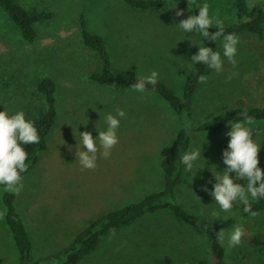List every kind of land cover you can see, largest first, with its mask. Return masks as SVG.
Here are the masks:
<instances>
[{
  "label": "rangeland",
  "instance_id": "rangeland-1",
  "mask_svg": "<svg viewBox=\"0 0 264 264\" xmlns=\"http://www.w3.org/2000/svg\"><path fill=\"white\" fill-rule=\"evenodd\" d=\"M22 1L56 13L53 19L39 25L37 41L28 43L0 9V75L9 80L8 86L0 89V110L22 109L26 118L31 119L40 105L35 79L47 75L57 84L59 115L48 136V147L40 152L35 167L23 176L22 186L15 190L17 208L38 260L70 245L79 232L109 211L162 190L165 177L161 161L182 126L159 94L140 93L131 88L116 90L87 78L99 67V60L79 39V14L84 12L89 27L105 37L118 78L156 70L157 79L180 95L190 71L181 67L188 65L198 46L173 25L192 13L177 4V8L184 10L177 17L176 9L169 8L176 3L170 0L161 8L147 11L132 9L124 0ZM206 2L210 15L223 19L225 24L237 20L235 0ZM248 2L252 7H260L257 0ZM238 37L237 64L233 67L225 62L223 71H207L206 79L199 82L196 91L192 118L183 124L191 134V142L207 134L202 158V163L206 159V166L190 184L182 175L175 201L213 221L222 218L210 215L218 205L202 185L212 187L210 166L215 169L216 165L218 170L225 167L222 150L227 146L225 132L229 126L214 135L194 131L192 126L206 120L216 121L240 101L247 106L264 104V39L253 34ZM188 38L201 39L196 34ZM233 71L236 75L226 78ZM115 108L126 113L118 129V143L107 159L98 157L94 169H82L75 161L73 128L88 120L87 125H79V130H89L95 136L96 122L102 124L103 116ZM250 127L253 138L261 143L258 156L264 168V121H252ZM68 145H72L71 150ZM5 191L0 186V264H19V251L5 218ZM240 205L237 203L220 215L239 216ZM249 223L264 231V214ZM239 224L242 226L243 222ZM226 237L224 244L231 264H264V256L254 251L243 237L241 244L233 248L227 247ZM208 246L207 234L164 208L102 236L96 250L77 264H198L210 259Z\"/></svg>",
  "mask_w": 264,
  "mask_h": 264
},
{
  "label": "trees",
  "instance_id": "trees-1",
  "mask_svg": "<svg viewBox=\"0 0 264 264\" xmlns=\"http://www.w3.org/2000/svg\"><path fill=\"white\" fill-rule=\"evenodd\" d=\"M169 0H124L125 4L142 11L158 9L163 7ZM186 7L190 13L198 12V0H170ZM237 20L225 24L226 32H234L238 36L253 34L258 39H264V8L250 6L248 0H235ZM2 9L8 19L17 28L20 37L28 42L35 43L39 37V25L46 23L56 16V13L46 7L38 5H27L22 0H0ZM215 26L209 31H215ZM79 39L85 48L94 52L99 60V67L91 71L87 78L99 85H108L116 90L130 88L135 82L136 75H127L118 78L113 69L111 54L104 36L94 32L88 24L86 14H79ZM205 45L219 51V41L214 42L205 38ZM209 69L203 64L193 65L184 80L183 93L180 95L176 90L158 80L155 85H146L145 91L159 94L172 108L182 126L178 129L175 138L167 149L161 161L164 171L165 186L162 190L147 194L142 200L132 202L122 208H118L92 221L87 227L79 232L74 241L57 253L49 254L35 260L33 255V243L27 230L26 224L18 211L16 204L17 188L6 189L3 195V203L6 208V222L9 226L17 249L19 251V264H32L33 262H47V264H77L87 255L96 250L102 236L112 233L120 228L131 225L146 213H153L161 209H170L174 215L181 218L186 224L204 232L210 238L208 254L210 259L201 260L198 264H231L224 242L217 238L219 231L225 236L235 224L243 222V238L254 251L264 256V231L258 230L249 223L250 219L257 218L264 214V199L249 200L250 212L244 211V206L239 207V216H230L220 221L202 217L193 213L175 201L176 189L182 178L183 170L180 164V157L185 148L191 143V134L183 126L185 120H190L193 115V103L196 91L201 81L199 77L205 75ZM8 78L0 75V89L7 87ZM35 94L40 101L39 111L33 116L35 127L40 137L39 142L24 145L27 152L25 160L26 171L21 177L29 173L39 160V154L48 147V136L56 124L59 108L57 102L56 81L47 75H40L34 81ZM251 117L252 121H264V104L247 106L243 101L236 107L223 113L216 121L206 120L193 125L194 131H203L209 134L220 133L228 127V120L242 119L245 114ZM22 182V180H21ZM255 212V215H251ZM246 234V235H245Z\"/></svg>",
  "mask_w": 264,
  "mask_h": 264
},
{
  "label": "clouds",
  "instance_id": "clouds-1",
  "mask_svg": "<svg viewBox=\"0 0 264 264\" xmlns=\"http://www.w3.org/2000/svg\"><path fill=\"white\" fill-rule=\"evenodd\" d=\"M176 3L169 8H175V15L182 16L184 10L177 8ZM257 4L264 8V0H257ZM198 12L180 19L175 23L178 31L185 34L192 44L198 46V50L191 55L189 63L185 67L192 70V66L203 64L208 69L219 73L223 71L224 63H230L235 67L237 64V51L239 37L234 32L225 31L224 20L216 15H210L209 4L206 2L198 5ZM215 26V31L210 32V27ZM186 34H190L187 35ZM196 34L201 39L193 41L188 38ZM185 38L181 39L184 40ZM204 38L214 42L219 41V51L211 46H206ZM180 41V40H179ZM236 75L233 71L226 78L231 79ZM158 73L152 70L147 74H136L135 82L130 84V88L136 92L143 93L146 85H155ZM204 81L206 77H199ZM126 113L121 108H115L103 116L102 124L96 122L97 135L93 136L89 130H79V125H87L86 122L79 123L73 133L76 139L75 161L82 169H94L97 166L98 157L107 159L113 147L118 143V129L120 128L121 118ZM100 120V118H99ZM228 129L225 135L228 137L227 146L222 150V161L225 167L218 170L210 166L212 173V187L209 189L207 184L202 185L204 191L209 192L218 209H212L210 215L217 218L223 217L222 212L230 211L235 204L244 206L245 212H250L249 200L264 199V168L259 164L258 152L261 143L253 137L251 117L245 114L242 119L235 121L228 120ZM39 135L31 119L26 118L24 110L9 111L6 108L0 110V185L8 188L21 187V173L26 171L25 160L27 152L24 145L39 142ZM207 143V134L198 141L191 142L180 157L183 174L187 184H190L197 176L198 171L206 166V159L202 163L203 145ZM69 150L72 145H68ZM243 180L244 183L239 181ZM255 215V212H251ZM243 229L240 224H235L227 233L226 243L228 248L238 246L242 242ZM220 242H224L225 234L221 231L217 234Z\"/></svg>",
  "mask_w": 264,
  "mask_h": 264
}]
</instances>
